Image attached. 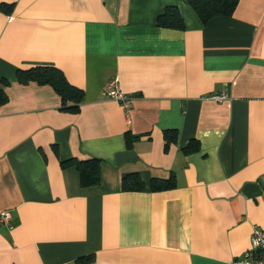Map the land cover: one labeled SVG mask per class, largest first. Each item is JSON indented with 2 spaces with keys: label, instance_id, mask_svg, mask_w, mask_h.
<instances>
[{
  "label": "crops",
  "instance_id": "obj_1",
  "mask_svg": "<svg viewBox=\"0 0 264 264\" xmlns=\"http://www.w3.org/2000/svg\"><path fill=\"white\" fill-rule=\"evenodd\" d=\"M168 6L183 30L156 26ZM33 67L82 92L77 113L18 84ZM0 91V264H231L264 228V0L206 24L183 0H0ZM90 159L97 186L61 166ZM132 174L144 191L121 189Z\"/></svg>",
  "mask_w": 264,
  "mask_h": 264
},
{
  "label": "trees",
  "instance_id": "obj_2",
  "mask_svg": "<svg viewBox=\"0 0 264 264\" xmlns=\"http://www.w3.org/2000/svg\"><path fill=\"white\" fill-rule=\"evenodd\" d=\"M183 2L193 9L203 24H206L214 17H230L239 0H183ZM8 9L11 10L12 7H7L5 11ZM156 26L166 29L183 30L184 23L177 7H166L163 13L157 18ZM16 78L18 84L21 85L37 83L41 86L51 87L61 99V111L71 114L78 112L83 100V94L79 89L69 84L64 74L59 69L54 67H33L25 71L18 70ZM6 101V95L0 91V106ZM169 133L171 134L170 131L165 132L167 140L165 141V149L168 148L171 143L175 142L173 141L176 138L175 135L171 138V141H168L167 134ZM127 146L130 147L128 141ZM198 149V142L191 141L183 151L185 154H190L198 151ZM61 166L63 168L74 167L79 174V182L82 187L97 186L100 183L101 162L98 159H90L84 162L68 160L61 162ZM174 187V176H169L166 180L152 179L149 185L151 192L167 191ZM121 189L123 191L141 192L144 191L145 184L138 175L132 174L122 179Z\"/></svg>",
  "mask_w": 264,
  "mask_h": 264
},
{
  "label": "built area",
  "instance_id": "obj_3",
  "mask_svg": "<svg viewBox=\"0 0 264 264\" xmlns=\"http://www.w3.org/2000/svg\"><path fill=\"white\" fill-rule=\"evenodd\" d=\"M103 96L116 103H119L122 109L128 114L130 112V104L132 97L124 94L119 88L116 81L109 82L103 88ZM225 95L210 97L212 100L221 101L225 99ZM11 211L0 212V225L12 229ZM231 264H264V228L254 226L250 237V247L248 251Z\"/></svg>",
  "mask_w": 264,
  "mask_h": 264
}]
</instances>
